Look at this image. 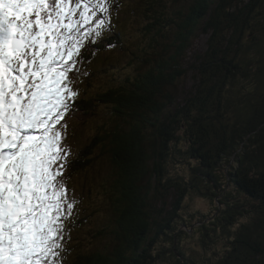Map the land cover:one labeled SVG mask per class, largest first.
Wrapping results in <instances>:
<instances>
[{
    "label": "trees",
    "instance_id": "1",
    "mask_svg": "<svg viewBox=\"0 0 264 264\" xmlns=\"http://www.w3.org/2000/svg\"><path fill=\"white\" fill-rule=\"evenodd\" d=\"M133 1L142 24L139 43L129 41L132 56L122 64L130 73H115L105 59V87L96 90L85 80L90 90L71 111L104 122L65 175L68 181L96 172L99 152L109 156L105 192L120 218L115 232L122 246L83 252L70 264H264V0H183L187 12H171L166 0H122L121 15L133 11ZM201 34L205 48L194 51L191 62ZM102 38L113 47L87 44L83 63L127 46ZM190 70V95L179 92L177 101L171 90L190 79ZM79 82L73 81L75 89ZM171 164L185 173L168 175ZM189 181L196 182L191 187L198 197L222 195L214 227L205 229L211 237H202L210 250L197 261L198 250L184 246L178 227L185 222L180 214ZM144 212L156 215L146 219ZM157 216L148 238L147 225ZM216 221L225 228L219 231Z\"/></svg>",
    "mask_w": 264,
    "mask_h": 264
},
{
    "label": "snow or ice",
    "instance_id": "2",
    "mask_svg": "<svg viewBox=\"0 0 264 264\" xmlns=\"http://www.w3.org/2000/svg\"><path fill=\"white\" fill-rule=\"evenodd\" d=\"M111 10V0H0V264H63L78 203L65 179L64 121L79 94L70 74Z\"/></svg>",
    "mask_w": 264,
    "mask_h": 264
},
{
    "label": "rangeland",
    "instance_id": "3",
    "mask_svg": "<svg viewBox=\"0 0 264 264\" xmlns=\"http://www.w3.org/2000/svg\"><path fill=\"white\" fill-rule=\"evenodd\" d=\"M166 1L167 9L171 12H175L179 9L185 12L188 11L187 9L189 4L184 3L183 0ZM111 2V14L115 17L111 18V26L103 31L102 36L97 38L95 44L101 42L106 47H113L112 42H107L106 39L102 38L104 35L108 38V40L113 42L120 39L122 44H127V46L124 50L114 48L104 53L98 52L96 59L92 57L91 61L87 64L86 62L83 63L82 58L80 59V63L77 65V73H72L73 81L79 82L80 79L81 82V85L80 82L78 83L76 89L79 93L76 99L84 97L86 92L90 90V88H87L85 83V80L87 79H89L87 85L89 86V84L93 83L92 85L96 90H100L105 87V80L107 77L102 73L103 69L101 68L105 59L111 64L113 63L115 73L121 75L130 73V67L126 69L122 64H127V61L130 60V57L132 56V54L127 51L129 41L131 40L135 44L139 43V26H141L140 24H142V22L140 20L141 16L138 14L137 9H135L138 3L133 1V11H126V15H121L122 0H111ZM117 31H120V34L116 37ZM206 39L207 36L203 34L197 38L193 44V49L189 51V61L192 62V60H194V55H192L194 51L200 52L204 50ZM91 44L92 43H89L88 46ZM95 50L96 49H94V51ZM107 68H109V65ZM194 73L195 72H193V70H190V79L187 78L183 84L178 85L175 90H171L177 101V95L179 92L183 91L184 96L190 95L193 86L192 75ZM89 75L90 77H88ZM98 77L100 79H98ZM226 101L229 102L228 98ZM105 114L109 115L107 108H105ZM64 122L67 125L64 144L70 148L71 154L68 156V162H70L79 155L80 149H82L85 145H89L90 140L97 133V126L104 122V118L98 116L84 118V114H79L75 109H73L65 116ZM85 157L88 158L86 154ZM94 165L97 166L96 172L91 170V173L76 175L66 182L67 187L70 190V195L78 201V203L74 209L73 217L66 222V251L64 253L65 258L63 260V264H70L76 256L83 252H105L110 251L113 248V250L118 249L122 246V239L115 232L118 230V227L121 226L119 222L120 218L113 210L112 195L109 192H105L107 189L106 179L109 177L111 171L109 156L105 153L99 152ZM66 169L67 167L65 168V174L67 172ZM184 173L185 170H182L176 164H171L168 167V175L170 176L175 174L182 175ZM195 184L196 182L189 181L187 186L184 187L186 191H183L184 198L182 201V213L180 215L185 219V222L180 223L178 227L179 232H183L182 241L184 246L198 250V253L192 255V258L197 261L198 258H202L203 254L210 250V247L203 246L201 244L202 237L207 235V233L211 237L212 229L207 230V233H205V229L208 227H214L212 226V221L216 219L215 217L221 212V202H219V199L222 195L218 194V197L213 200L198 197V195L193 194L196 192L194 191V188L191 187ZM173 196L174 191H171V197ZM169 200H171L172 203L175 202V198H170ZM156 208L160 209L158 205ZM144 214L146 219L156 215L149 212H144ZM212 218L213 220H211ZM159 220L160 217L158 216L153 220H150L147 225L148 238H153L155 227ZM216 222L217 225H219V222ZM219 226H222L219 231L223 230L225 228L224 221H222ZM198 227L202 229L199 230V233L196 231V228ZM213 242H215V240H213ZM215 248L221 249L222 245H216Z\"/></svg>",
    "mask_w": 264,
    "mask_h": 264
}]
</instances>
